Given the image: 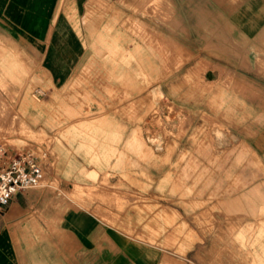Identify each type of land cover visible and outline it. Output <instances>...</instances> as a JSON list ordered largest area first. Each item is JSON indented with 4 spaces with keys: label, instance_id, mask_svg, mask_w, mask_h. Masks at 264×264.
Here are the masks:
<instances>
[{
    "label": "rangeland",
    "instance_id": "374dc122",
    "mask_svg": "<svg viewBox=\"0 0 264 264\" xmlns=\"http://www.w3.org/2000/svg\"><path fill=\"white\" fill-rule=\"evenodd\" d=\"M65 7L32 65L1 63L0 145L46 169L24 191L69 216L94 201L143 215L178 205L201 236L192 264H264V31H191L176 0ZM60 24L80 34L73 66L53 63Z\"/></svg>",
    "mask_w": 264,
    "mask_h": 264
},
{
    "label": "crops",
    "instance_id": "0c3cea01",
    "mask_svg": "<svg viewBox=\"0 0 264 264\" xmlns=\"http://www.w3.org/2000/svg\"><path fill=\"white\" fill-rule=\"evenodd\" d=\"M176 2L191 9V31L207 36L227 31L230 37L253 40L264 31V0ZM66 13L65 0H0V71L1 63L20 60L32 65L33 48L51 46L54 16ZM56 32L59 56L53 63L73 66L81 56L80 34L68 24L58 25ZM59 203L24 190L14 196L0 212V264H192L189 256L201 241L178 205L162 208L158 203L143 215L132 207L117 210L94 201L69 216L64 202Z\"/></svg>",
    "mask_w": 264,
    "mask_h": 264
},
{
    "label": "built area",
    "instance_id": "2783aa9c",
    "mask_svg": "<svg viewBox=\"0 0 264 264\" xmlns=\"http://www.w3.org/2000/svg\"><path fill=\"white\" fill-rule=\"evenodd\" d=\"M45 175V164L33 151L14 152L0 145V212L19 192L40 186Z\"/></svg>",
    "mask_w": 264,
    "mask_h": 264
}]
</instances>
